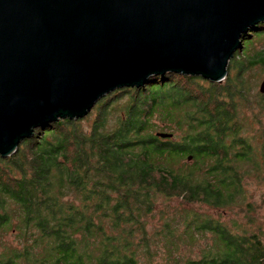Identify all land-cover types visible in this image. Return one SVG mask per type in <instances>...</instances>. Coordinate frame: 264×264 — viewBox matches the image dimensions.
Wrapping results in <instances>:
<instances>
[{"label": "trees", "instance_id": "obj_1", "mask_svg": "<svg viewBox=\"0 0 264 264\" xmlns=\"http://www.w3.org/2000/svg\"><path fill=\"white\" fill-rule=\"evenodd\" d=\"M263 37L264 22L243 35L220 82L152 76L100 98L88 126L59 119L0 156V230L20 244L0 264H140L157 241L172 264H264L259 233L225 214L264 181L263 133L248 135L264 114ZM196 239L198 256L176 254Z\"/></svg>", "mask_w": 264, "mask_h": 264}, {"label": "water", "instance_id": "obj_2", "mask_svg": "<svg viewBox=\"0 0 264 264\" xmlns=\"http://www.w3.org/2000/svg\"><path fill=\"white\" fill-rule=\"evenodd\" d=\"M262 22L264 0H0V156L152 76L222 81Z\"/></svg>", "mask_w": 264, "mask_h": 264}, {"label": "rangeland", "instance_id": "obj_3", "mask_svg": "<svg viewBox=\"0 0 264 264\" xmlns=\"http://www.w3.org/2000/svg\"><path fill=\"white\" fill-rule=\"evenodd\" d=\"M251 38L253 37L251 36L250 39ZM263 44L264 37L260 40L255 41V43L253 44V48H260ZM263 78L264 69L260 70L259 76L255 78L257 82L255 87L256 92H259V85ZM93 115L94 113L84 116L88 119L83 120L84 122H82V125L88 126L93 118ZM253 126V129L249 127L250 129H248V135L256 136V134L260 135L261 133H263L262 136L264 137V114L260 117V121L254 122ZM256 139L259 145L260 143L264 142L262 139H258L257 136ZM256 139L254 140L255 143ZM245 203H247V205H243L242 208L239 205L235 206L230 212H226L225 214L229 218H234L235 220H237L248 231H257L261 236L262 241L264 242V181H258L254 176L247 181L245 185ZM248 204L250 205V207H248ZM207 211L217 217V212L215 210L208 209ZM224 216L225 215L223 214L221 218H224ZM159 226L160 221H157V218H153L152 220H150L148 222V234H150L156 227ZM204 242L205 241H201L200 239H196L195 243L192 245H189L187 244V242H185L186 244L183 243L179 246L176 254L182 258L198 256L197 253H199V250L208 241L205 243ZM4 247H20V244L19 242H17L13 231L0 230V249H3ZM149 248H151V251L154 252L152 260L143 259L140 261V264H168V261H170V264H172V260L167 256L166 246L164 243H162V241L150 242Z\"/></svg>", "mask_w": 264, "mask_h": 264}]
</instances>
